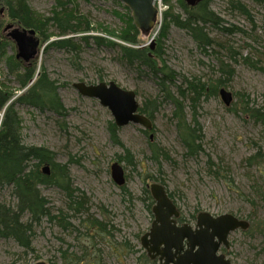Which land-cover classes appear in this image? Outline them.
<instances>
[{"label": "rangeland", "instance_id": "rangeland-1", "mask_svg": "<svg viewBox=\"0 0 264 264\" xmlns=\"http://www.w3.org/2000/svg\"><path fill=\"white\" fill-rule=\"evenodd\" d=\"M77 1L80 12L88 16L93 26L107 28L114 37L98 30L91 35L100 34L105 40L124 45L117 37L123 29V22L116 15L124 11L121 2ZM164 1L155 5L159 8L158 20L149 36L136 29L140 41L137 47L150 49L149 37H159L169 6L173 14L183 16L180 0ZM229 1L211 0L208 6L223 19V27L237 26L241 31L223 33L206 24L205 32L213 44L204 51L185 29L170 23L167 35L158 40L162 55L157 65L164 64L175 72L165 88L144 65L127 64L118 45H98L90 38L85 44L79 43V59L74 62L66 49L47 44L63 37H73L78 42L81 34L54 35L40 44L32 79L37 73L46 72L57 88L65 113L59 115L46 107L40 111L16 103L21 141L51 150L55 163L68 166L72 187L82 191L88 203L82 212L69 211L64 189L41 185L42 196L55 218L43 217L33 223L31 248L27 250L11 237H0V264H153L140 243L154 218L155 202H150L143 191L146 188L149 192L148 185L153 182L162 183L165 191L172 193L170 199L180 212L177 223L194 226L200 212L213 216L230 214L246 220L249 227L229 233V247L222 246V253L233 264H264V123L251 114V110L264 112V4L238 0L249 10L250 21L232 10ZM27 2L46 16L56 3ZM8 22L4 16L1 26ZM54 30L52 27L49 32ZM11 53H15L13 43L8 55ZM218 78L225 84L217 87L216 93L209 89L206 94H198L187 89L188 81L211 86ZM108 81L134 91L138 106L153 116L151 130L133 122L116 127L122 147L111 139L109 128L114 118L110 111L99 99L86 97L72 86L76 82L87 86ZM0 85L12 93V99L25 91L19 88L5 61H0ZM221 87L232 93L228 107L220 98ZM180 91H184L183 97ZM173 98L183 104L186 123L191 124L195 118L201 129L203 148L198 155H190L178 137ZM150 143L164 153L158 160L151 157ZM254 155L257 159L252 158ZM127 156L132 157V162L127 161ZM115 161L125 171L124 192L111 178L110 166ZM16 200L12 187L0 188L1 203L14 207ZM87 218L103 223L105 230L100 236L90 238L93 229L88 233L83 227ZM22 219L27 221V215Z\"/></svg>", "mask_w": 264, "mask_h": 264}, {"label": "trees", "instance_id": "trees-1", "mask_svg": "<svg viewBox=\"0 0 264 264\" xmlns=\"http://www.w3.org/2000/svg\"><path fill=\"white\" fill-rule=\"evenodd\" d=\"M256 1L264 4V0ZM55 2L50 14L46 16L36 12L27 0H0V61H5L10 73L18 80L19 88L25 89L22 94L12 99V93L4 91L0 85V110L4 109L3 117L0 121V188L5 186L12 187L13 195L17 199L14 207L0 202V237L13 238L25 250L31 248L33 223L39 222L43 217L55 218L52 215L51 207H48L46 198L42 196L41 185H54L64 189V195L66 196L65 205L69 211L82 212V210L87 208L86 205L88 203L87 196L82 191L80 192L72 187L68 166L55 163L54 153L51 150L41 146L24 145L21 141V122L18 112L14 109L16 103L28 104L40 111H44L46 107L59 115H64L65 113L64 107L57 96V88L53 86V82L49 81L46 72L37 73L33 83L28 86L36 71L35 63L41 50L40 44L54 35L63 37L74 35L73 33L81 34L78 42L74 41L73 37H63L52 40L47 44L49 47L54 46L58 49H66L73 55L74 62L79 59L78 54L81 49L79 43L83 42L85 44L90 38L98 45H118L122 53L121 57L127 64L139 63L144 65L158 79V84L161 88H165L167 81H171L175 77V72L171 71L170 68L168 69L164 64L161 66L157 65V60L162 55L158 40L160 37L167 35L170 23L178 28L185 29L203 51L213 44V39L205 32L206 24L219 29L223 33L241 31L237 26H222L223 19L217 16L208 6L211 0H202L196 8H188L183 0H180L179 7L183 11V16L181 14H173L171 12L173 8L169 6V10L163 15L164 23L160 27L159 37L154 38L155 47L153 49H145L141 46H136L140 44L138 40L139 31L136 30L130 10L127 7L122 6L124 11L116 12V15L123 22L122 32L120 35L117 34V37L124 42V45H122L118 42L114 43L113 41L105 40V37L100 34L91 35L92 31L98 30L114 37L112 33L108 32L107 28H102L101 25L93 26L88 16L80 12L77 0H55ZM164 2L169 3L168 0ZM229 5L232 10L238 11L240 15L246 16L251 21L252 16L246 5L238 0H230ZM4 16L7 19L9 18L10 22L8 23H12L13 27L18 26L25 30L32 29L34 31L39 43L36 53L31 59L25 60L16 57L17 47H15V42L10 37H7L10 29L4 31V27L8 23L4 24L3 27L1 26ZM52 27H55V30L49 32ZM11 43L14 44L15 53L8 55ZM230 71L228 70L227 73H230ZM188 84L187 89L189 88L198 94H206L209 89L216 93L217 87L224 85L225 81L218 78L211 86L200 81H188ZM180 93L182 97L185 95L184 91H180ZM49 96L51 97L50 99ZM171 102L175 108L173 115L176 119L178 137H180L183 147L187 149L190 155H198L203 148L201 146L203 136H201V129L198 127L196 119L193 118L191 124H187L183 104L174 98ZM251 111L253 116L256 115L255 117L258 121L264 123V112L260 114L258 110ZM139 112L152 122V112L149 113L143 107H139ZM109 129L111 139L122 147V143L117 136L115 124L111 123ZM150 147L153 159L158 160V157L164 154L160 149H157L156 145L150 143ZM252 158H256V156L254 155ZM126 159L132 162V157L127 156ZM47 164L50 166L48 176L41 171V166ZM124 187L121 186L123 192L125 191ZM143 191L147 193V199L152 202V197L148 190L145 188ZM169 196L172 197V193H169ZM25 214L27 215V221L22 219ZM59 218H61L60 222L65 219L62 215ZM86 220L83 227L88 233L90 229H93L90 238L94 239L96 236H100L105 230V226L101 221H96V219L91 221L89 218Z\"/></svg>", "mask_w": 264, "mask_h": 264}, {"label": "water", "instance_id": "water-1", "mask_svg": "<svg viewBox=\"0 0 264 264\" xmlns=\"http://www.w3.org/2000/svg\"><path fill=\"white\" fill-rule=\"evenodd\" d=\"M118 1L130 10L135 28L149 36L158 20L159 8L155 6L158 0ZM185 2L191 6L201 0H185ZM7 30H9L7 37H10L17 47L16 57L31 59L39 43L34 31L18 26L13 27L12 23L5 25L4 31ZM153 39L150 36L148 40L151 48L155 43ZM72 86L86 97L99 99L100 104L110 111L116 127L133 122L147 129L152 128L148 117L138 112L139 106L134 91L126 90L120 85L117 86L113 81L98 82L96 85L87 86L82 82H76ZM218 92L222 102L228 107L232 103V93L223 87ZM41 171L48 176L49 164L44 165ZM110 172L114 183L118 186L124 185L125 171L117 161L110 166ZM148 188L155 202L152 207L154 218L150 229L141 237V246L145 248L149 257H157L158 264H230L229 260L217 253V250L221 244H228L227 237L233 230L248 228L249 223L246 220H240L230 214L213 216L200 212L194 226L188 224L178 226L176 219L180 212L164 186L153 182L148 185Z\"/></svg>", "mask_w": 264, "mask_h": 264}, {"label": "flooded vegetation", "instance_id": "flooded-vegetation-1", "mask_svg": "<svg viewBox=\"0 0 264 264\" xmlns=\"http://www.w3.org/2000/svg\"><path fill=\"white\" fill-rule=\"evenodd\" d=\"M202 1V0H201ZM183 2L185 3V5L188 7V8H193V7H198V4L199 3H201V2H199V3H196V4H194V5H191V6H189V5H187V3L185 2V0H183ZM156 44V43H155ZM155 47V46H154ZM153 47V48H154ZM150 136L151 135H149L148 136V138H150ZM152 138H150V140H151ZM118 162V161H117ZM119 163V162H118ZM120 164V163H119ZM124 169V168H123ZM122 186H124V185H122ZM152 223V222H151ZM152 225V224H151ZM178 225V224H177ZM179 225H180V223H179ZM249 227V226H248ZM150 229V228H149ZM145 234V233H144ZM228 242V241H227ZM140 243H141V239H140ZM222 246H224V248H228L229 247V242H228V244L227 245H225L224 243L223 244H221L220 246H219V248H218V250H217V253L218 254H221V255H223L224 256V258H226L227 260H229V262H230V264H233V263H231V261H230V259L227 257V255L225 254V253H222V251L223 250H221V247ZM145 249V248H144ZM146 251V250H145ZM182 252V251H181ZM146 255H147V257H149V255L147 254V252H146ZM150 259H151V262L153 263V264H158V258L156 257V258H151V257H149Z\"/></svg>", "mask_w": 264, "mask_h": 264}, {"label": "bare ground", "instance_id": "bare-ground-1", "mask_svg": "<svg viewBox=\"0 0 264 264\" xmlns=\"http://www.w3.org/2000/svg\"><path fill=\"white\" fill-rule=\"evenodd\" d=\"M155 43H156V42H155ZM154 45H155V44H154ZM154 45H153V47H154ZM150 49H153V48L150 47ZM154 205H155V204H154ZM154 205H153V206H154ZM176 207H177V206H176Z\"/></svg>", "mask_w": 264, "mask_h": 264}]
</instances>
